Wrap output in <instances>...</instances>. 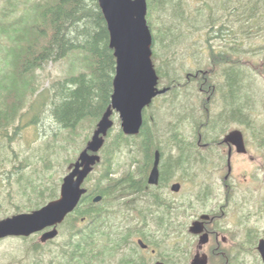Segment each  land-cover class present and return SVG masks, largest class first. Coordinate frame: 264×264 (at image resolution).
Segmentation results:
<instances>
[{
  "label": "rangeland",
  "instance_id": "obj_1",
  "mask_svg": "<svg viewBox=\"0 0 264 264\" xmlns=\"http://www.w3.org/2000/svg\"><path fill=\"white\" fill-rule=\"evenodd\" d=\"M35 1L0 0V23L13 21L23 13H25L26 19L29 20L33 16L34 10L31 5ZM219 1L182 0L188 13V21L181 23L175 19L169 20L167 17H158V12L151 13L148 5L147 20L149 17L155 18L153 23L148 20L153 39L155 32L161 34L156 43L153 40L152 62L154 68L157 70L156 68L159 66L168 69L170 76L179 78L180 84L183 86L179 90L181 96H178L175 102H172L173 96L164 93L165 95L155 98L153 103L146 108L148 121L151 124L155 123L160 130H166L171 126V122H177V116L173 117L172 115L179 113L177 107H180L182 103L190 109L192 117L195 118H199L206 110L208 94L204 95V93L198 91V80L195 79L196 77L201 78L200 75H205L207 71L217 70L215 68L218 67H215L216 64L212 62V53L216 52L218 54L219 51L224 50L228 41L233 43V40H235L234 35L227 36L231 33L230 30L226 29L227 35L218 34L216 36L217 34L210 32L207 27H200L202 22L199 25L197 21V17L200 19L217 13L221 14L222 12H218V6H215ZM214 6L215 8H212ZM4 13H7V17ZM164 21L174 25L175 30L167 33L164 27L160 29L162 24H165ZM202 21L204 22V19ZM194 23L197 24L196 28L192 26ZM218 24L217 27L220 25ZM152 25L153 27H151ZM164 33H167L168 36H162ZM236 34L239 41L247 43L242 49L249 51L241 57V64L250 77L247 81L249 85L246 88L251 95L250 107L246 108V111L250 112L248 115L250 118L249 124L241 123L236 119H229L223 128L215 132L210 133V131L205 130L206 128L201 130L204 135L217 136L215 141L220 140L226 131L232 129L243 131L252 159L249 156H237L233 181L236 185L238 199L246 196V205L243 210L253 212V227L258 232H264V211L261 210V207H264V74L256 65L262 63L264 55V24L260 28L252 27L248 35L250 39L248 37L240 39L241 35L238 31ZM10 43L9 36L0 29V77L5 72L10 71V61L7 58ZM154 53H156V57H154ZM231 57L233 60L239 59L236 55ZM83 70V52L75 50L60 61L44 64L43 67L34 72V75L38 77L40 89H43L48 88L54 81L79 74ZM222 79L215 78V83L219 84ZM167 81V78H159L158 87L160 89L164 88L168 84ZM44 102H48L45 101L44 96L31 95L27 106L24 108L25 117L21 122L17 121L16 126L8 130L7 135L11 141L5 139L8 144L7 148H3L0 144V219L21 212H29L24 205L28 206L37 202L39 190L43 191L46 198L52 196L54 189L59 194V185L62 184L64 176L69 172V165L76 161L96 128L90 129L88 124L85 128L79 127L76 130L64 128L51 115L50 105H44ZM209 106L213 114L218 117L223 111V106H225L222 94H215ZM112 118L114 120L112 134L100 150L102 160L95 166L94 171L85 181V186L91 191L99 187L106 188L114 185L116 179H119L128 170H134L131 163L135 155L133 146L135 141L132 139L130 143L122 145L119 150H113L111 143L115 135L122 130V120L118 112H115ZM19 125H22V127L16 129ZM173 126L179 127L178 130L189 140L198 138L193 118L184 119L183 122L180 120ZM197 168L199 169L198 164H195L191 173L196 174ZM108 171H110L109 176H106ZM59 180H61L60 183ZM192 182L193 180H191ZM28 194L31 199H29ZM101 204L105 205L106 203L101 202ZM16 205L22 206L23 210L17 212L18 207ZM111 210L113 212L110 215L107 214L106 218L108 223L105 226L107 227L103 226L109 234L115 236L121 234V232L123 233L127 226L126 223L122 222L118 203L112 205ZM77 225V228H81L84 224L77 222ZM70 228L69 224H61L59 235L53 240L43 243L46 245L45 255L43 256L46 261L50 259V250L60 254L61 247L70 240ZM145 231L148 233L153 230L148 229ZM41 235V233H37L29 237H7L0 240V264H22V261L26 258L24 254L27 248L38 242L42 243L40 240ZM113 236L109 235L107 237L113 238ZM98 239H101L99 241H103V243H105L104 240H107V238L103 239L102 236ZM130 243L121 251H115L113 256L106 257V263L95 260L93 264H120L119 261L128 254L130 250L128 248L130 246L136 247V239L135 241L130 240ZM165 249V247L162 248L164 251ZM256 253L253 256L254 264H262ZM143 256L146 260L150 259L147 254Z\"/></svg>",
  "mask_w": 264,
  "mask_h": 264
},
{
  "label": "trees",
  "instance_id": "obj_2",
  "mask_svg": "<svg viewBox=\"0 0 264 264\" xmlns=\"http://www.w3.org/2000/svg\"><path fill=\"white\" fill-rule=\"evenodd\" d=\"M148 5L151 13L158 12V17L175 19L180 23L188 21V13L182 0H148ZM31 6L34 12L29 20L23 13L13 21L0 23L1 31L7 34L11 41L7 53L10 71L0 77V144L3 148L8 146L5 139L11 141L7 135L9 128L16 126L17 121L21 122L25 117L24 108L31 95L44 96L45 101L48 102L43 104L50 105L53 118L64 128L76 130L79 127L85 128L87 124L90 129L96 127L111 104L114 92L117 62L114 49L110 46V31L99 0H36ZM215 6H218V12L222 13L200 19L197 17L199 25L202 22L200 27H207L210 32L217 34L216 36L227 35L225 31L228 29L231 33L227 36L234 35L235 40L233 43L228 41L224 50L219 51L218 54L212 53V62L218 67L215 68L217 70L207 71L205 75H200L201 78L196 77L195 80H198V91L201 88L208 90L204 95L208 94L207 96L213 98L217 93L222 94L225 106L218 117L212 111L205 110L203 115L195 118L192 117L190 109L182 103L177 107L179 113L172 115L177 116V122L193 118L196 133L202 134L203 140L206 141L216 140L217 136L204 135L201 130L203 128L210 133L215 132L223 128L229 119L249 124L250 112L246 110L250 107L251 95L246 88L250 77L241 64L242 55L249 51L242 49L247 43L239 41L236 33L238 31L241 35L240 39H243L248 37L252 27L260 28L264 24V0H220ZM4 15L7 17V13ZM148 20L153 23L155 18L149 17ZM164 23L160 29L164 27L167 33L175 30L174 25L169 24L168 21ZM217 23L220 24L219 27ZM192 26L196 28L197 24L194 23ZM167 33L162 36H168ZM160 36L161 34L155 32L153 39L155 43ZM75 50L83 52L84 70L79 74L54 81L48 88L41 90L34 72L44 64L60 61ZM154 54L156 57V53ZM232 55L238 56L239 59L233 60ZM256 65L264 74V55L262 63ZM156 69L159 78L168 79V84L165 86L168 91L165 94L173 96L172 102H175L176 98L181 96L179 92L183 87L181 81L176 76H170L168 69L159 66ZM217 77L223 78L219 84L215 83ZM177 122H171V126ZM153 125L155 123L151 124L146 118L142 128L143 141L146 142L144 147L147 150L149 143L163 141L154 137L156 132L152 131ZM20 127L22 125L17 126L16 129ZM112 130L107 139L111 136ZM171 132V130L162 131L164 136L170 135ZM132 139L135 141L134 135H126L121 130L112 140V149L119 150ZM189 141L193 148L197 146L198 138ZM190 158H197L196 153L190 154ZM109 173L110 171L106 176H109ZM106 189L107 187H99L92 191L106 193ZM58 195L54 189L52 196L46 198L43 191L39 190L38 201L24 207L27 211H33L42 207L49 199L57 198ZM90 196L89 193L85 195L76 210L63 222L71 226V236L66 245L61 247L60 254L50 250V259L46 261L43 257L46 245L38 242L27 248L24 254L26 258L22 264H93L95 260L102 261L101 256L107 252L108 245L99 241L101 239H98L88 226L89 217H95L99 212L94 208L95 205H91ZM16 206L17 212L23 210L22 206ZM77 222L84 225L77 228Z\"/></svg>",
  "mask_w": 264,
  "mask_h": 264
},
{
  "label": "flooded vegetation",
  "instance_id": "obj_3",
  "mask_svg": "<svg viewBox=\"0 0 264 264\" xmlns=\"http://www.w3.org/2000/svg\"><path fill=\"white\" fill-rule=\"evenodd\" d=\"M200 91L208 92L204 88ZM211 100L207 96L208 112L211 111ZM143 117L145 122L146 108ZM142 128L134 135L135 155L131 163L134 170H128L116 179L114 185L107 186L106 193H92L88 189L91 205L99 211L95 217H89L88 226L96 237L107 238L104 241L108 250L101 256L102 262L106 263V257L113 256L115 251H121L131 244L130 240L136 239V247L128 248L130 250L119 261L120 264H193L195 259H198V264H254L255 252L264 264L258 249L264 232L253 227V212L243 210L246 196L238 199L233 181L237 156L252 159L245 136L247 151L244 153L238 152L234 144L224 141L225 136L235 129L224 132L217 141L203 140L199 134L197 146L191 148L189 139L183 136L179 127L169 126L166 130H171L172 134L164 136L162 131L166 130L153 125L154 137L163 141L149 143L147 150ZM157 152L158 181L150 182ZM194 153L197 158L191 159L190 154ZM195 164L199 167L196 174L191 173ZM59 186L60 195L61 184ZM97 195L102 196L99 202L94 201ZM117 203L122 222L127 227L123 233L113 236L104 226L108 223L107 214L113 212L112 205ZM261 210L264 211L263 206ZM195 222L200 223L199 233L191 231ZM148 229L153 231L146 233ZM109 235L113 238H108ZM146 254L149 260L143 256Z\"/></svg>",
  "mask_w": 264,
  "mask_h": 264
},
{
  "label": "water",
  "instance_id": "obj_4",
  "mask_svg": "<svg viewBox=\"0 0 264 264\" xmlns=\"http://www.w3.org/2000/svg\"><path fill=\"white\" fill-rule=\"evenodd\" d=\"M99 3L108 24L110 46L114 49L117 62L112 102L97 122L86 147L76 161L69 165L59 197L33 211L0 219V240L7 237H29L39 232H43L40 237L43 243L56 238L59 235V224L76 210L82 198L88 194V188L83 184L102 160L100 150L114 126L113 114L119 113L122 130L126 135H136L143 126L144 109L157 96L168 91V88L158 87L159 75L152 62L153 34L147 20L148 1L99 0ZM224 141L234 144L240 153L247 151L240 129L229 132ZM158 163L157 152L150 182L158 181ZM101 199L102 196L97 195L94 201L99 202ZM47 228L50 229L45 231ZM191 231L199 233L200 223L195 222ZM140 243L144 246L142 241ZM258 249L264 261V239H261ZM198 263V259H195L193 264Z\"/></svg>",
  "mask_w": 264,
  "mask_h": 264
}]
</instances>
